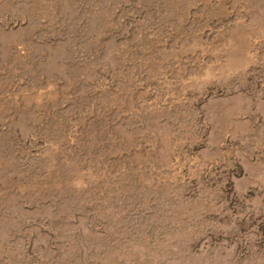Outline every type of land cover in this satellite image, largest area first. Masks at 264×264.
Segmentation results:
<instances>
[{"label":"rangeland","instance_id":"obj_1","mask_svg":"<svg viewBox=\"0 0 264 264\" xmlns=\"http://www.w3.org/2000/svg\"><path fill=\"white\" fill-rule=\"evenodd\" d=\"M0 264H264V0H0Z\"/></svg>","mask_w":264,"mask_h":264}]
</instances>
